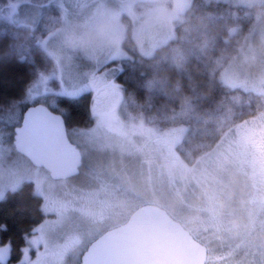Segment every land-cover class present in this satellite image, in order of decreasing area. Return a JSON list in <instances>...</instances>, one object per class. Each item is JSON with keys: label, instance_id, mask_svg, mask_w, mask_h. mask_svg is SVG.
Segmentation results:
<instances>
[{"label": "rangeland", "instance_id": "rangeland-1", "mask_svg": "<svg viewBox=\"0 0 264 264\" xmlns=\"http://www.w3.org/2000/svg\"><path fill=\"white\" fill-rule=\"evenodd\" d=\"M214 1L258 9L259 36L248 43L250 51L230 59L222 82L264 95V0ZM192 3L0 0V42L8 37L0 59L53 63L38 71L21 100L0 106V200L31 183L46 214L26 236V254L12 262L0 247V264H79L94 239L146 204L165 210L204 245L206 264H264V211L250 206L264 204V110L234 122L212 150L186 161L178 153L186 130L159 129L130 114L117 81L124 63L150 58L176 37ZM97 28L104 41L88 43ZM251 48L260 54L251 55ZM85 94L90 124L68 131L85 169L76 180L54 181L14 151V130L28 107L52 110L58 97Z\"/></svg>", "mask_w": 264, "mask_h": 264}, {"label": "trees", "instance_id": "trees-1", "mask_svg": "<svg viewBox=\"0 0 264 264\" xmlns=\"http://www.w3.org/2000/svg\"><path fill=\"white\" fill-rule=\"evenodd\" d=\"M257 11L227 2L193 0L173 40L150 58L127 61L117 74L130 114L159 129L186 130L178 145V153L186 161L212 150L234 122L264 110V95L235 90L222 82L237 53L250 51L246 48L259 36ZM260 12L264 20V4ZM5 39L0 42V53L8 46V37ZM255 50L260 54V48H251V55ZM51 69L53 63L48 59L38 63L0 59V106L21 100L38 71ZM89 109V95L85 94L71 106L56 102L52 111L64 118L69 131L90 124ZM42 205L31 183L7 192L0 200V242L13 248L12 262L26 235L46 218Z\"/></svg>", "mask_w": 264, "mask_h": 264}, {"label": "water", "instance_id": "water-1", "mask_svg": "<svg viewBox=\"0 0 264 264\" xmlns=\"http://www.w3.org/2000/svg\"><path fill=\"white\" fill-rule=\"evenodd\" d=\"M43 120H36V110ZM13 147L54 181L77 177L82 156L67 135L64 118L42 104L28 107L15 128ZM207 248L165 210L146 204L127 221L105 231L83 253L79 264H206Z\"/></svg>", "mask_w": 264, "mask_h": 264}, {"label": "clouds", "instance_id": "clouds-1", "mask_svg": "<svg viewBox=\"0 0 264 264\" xmlns=\"http://www.w3.org/2000/svg\"><path fill=\"white\" fill-rule=\"evenodd\" d=\"M80 27L79 22L73 26V28L78 29ZM68 38L70 41H74L77 39V37L75 36L73 30H69L68 33ZM105 37L103 34V28H97L92 36V38L90 39V41L88 43L90 44H100L104 41Z\"/></svg>", "mask_w": 264, "mask_h": 264}, {"label": "flooded vegetation", "instance_id": "flooded-vegetation-1", "mask_svg": "<svg viewBox=\"0 0 264 264\" xmlns=\"http://www.w3.org/2000/svg\"><path fill=\"white\" fill-rule=\"evenodd\" d=\"M47 174H48V176H49V173L47 172ZM67 181V180H66ZM68 181H71V180H68ZM256 190H260V189H256ZM251 207H257L258 208V206H260V208H262V209H260V210H262V211H264L263 209H264V204H251L250 205ZM232 209H234V210H236V206L235 207H232ZM122 225V224H121ZM112 229V228H111ZM31 233V232H30ZM29 233V234H30ZM28 235V234H27ZM26 235V236H27ZM0 247H3L4 248V251L5 252H9V255L11 256L12 255V253H13V248L10 246V245H8V244H2L1 242H0ZM21 251H23V252H25V254H26V251H28L27 250V246H26V237H25V241H24V245L22 246V247H20L16 252V254H22L21 253ZM24 254V255H25ZM17 256V258H18V255H16Z\"/></svg>", "mask_w": 264, "mask_h": 264}, {"label": "snow or ice", "instance_id": "snow-or-ice-1", "mask_svg": "<svg viewBox=\"0 0 264 264\" xmlns=\"http://www.w3.org/2000/svg\"><path fill=\"white\" fill-rule=\"evenodd\" d=\"M60 103L71 106V105L76 103V97L72 96V95L58 97L57 98V104H60ZM35 116H36L37 121H42L44 118L42 115V110H39V109L36 110Z\"/></svg>", "mask_w": 264, "mask_h": 264}]
</instances>
